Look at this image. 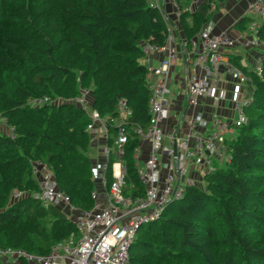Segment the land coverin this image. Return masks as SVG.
<instances>
[{"label": "trees", "instance_id": "obj_1", "mask_svg": "<svg viewBox=\"0 0 264 264\" xmlns=\"http://www.w3.org/2000/svg\"><path fill=\"white\" fill-rule=\"evenodd\" d=\"M224 1L203 0L193 14H182L185 39L194 38L209 23L210 7ZM247 21L235 29L242 32ZM165 36L164 22L146 0H0V116L13 131V138L0 133V250L43 257L75 233L61 209L38 202L36 164L51 173L73 208L93 206L88 119L70 103L30 107V99L65 101L88 90L108 141L119 129L126 134L125 197L143 196L133 162L135 129L149 122L142 46L161 45ZM256 38L263 47L260 78L230 58L252 87L247 123L227 144L230 163L205 174L202 188L185 187L179 201L141 228L128 264H264L258 238L264 230V25ZM120 100L130 117L116 127ZM14 192L21 196L13 199Z\"/></svg>", "mask_w": 264, "mask_h": 264}, {"label": "built area", "instance_id": "obj_2", "mask_svg": "<svg viewBox=\"0 0 264 264\" xmlns=\"http://www.w3.org/2000/svg\"><path fill=\"white\" fill-rule=\"evenodd\" d=\"M151 9L158 11L165 24L166 36L163 44L142 46L144 63L147 69L146 84L150 91L148 99L149 122L145 129L136 128L135 135L139 145H149L146 158L141 162L139 151H134L133 162L137 178L144 188L141 197H125V164L123 161L126 134L119 129L114 138L108 141V127L104 118L92 109L90 92L80 89L79 95L66 101L80 109L88 124L85 132L89 138L99 137L100 161L91 168L94 189L91 192L92 209L82 211L70 205L66 195L60 192L52 180L50 172L40 164L33 166L32 173L39 175L37 182V200L42 208L57 207L72 221L75 233L66 240L55 244L43 257L29 256L17 250H0L1 259H25L28 264H128V251L141 228L156 222L164 208L179 201L185 187L192 186L188 180L189 167L212 173L231 161L228 153V141L234 139L236 130L247 123L244 108L252 103L251 95L245 96L234 104V118L225 120L214 117L205 121L199 116L191 117L186 124L185 137L174 130H164L163 124L170 116L168 99L171 96L169 76L171 62L182 54L185 57L188 73L186 76V104L196 108L200 100L210 97L214 102L223 100L220 95L213 96L208 87V79L216 78L219 70L237 86L249 87L250 80L236 67L227 54L233 49L244 51L262 46L256 38L260 26L251 22L238 36L228 32L211 35L206 25L194 38L177 40L167 24L158 0H146ZM176 4L178 0H169ZM215 7L211 6L210 11ZM183 10L176 4V18ZM247 13L264 18V0H254L247 6ZM151 53L162 55L156 67H150L148 57ZM261 55L257 66L251 70L261 77ZM63 100L53 101L47 97L30 99L28 106L41 107L60 104ZM118 118L114 125L120 127L130 112L123 100L118 101ZM8 136L13 138L10 128ZM164 142L167 146H164ZM166 156L172 162L162 164L161 157ZM113 158L112 163L110 159ZM41 167V169H37ZM42 172V173H41ZM21 193L14 192L13 199ZM16 262V261H14ZM12 264H16V263Z\"/></svg>", "mask_w": 264, "mask_h": 264}, {"label": "crops", "instance_id": "obj_3", "mask_svg": "<svg viewBox=\"0 0 264 264\" xmlns=\"http://www.w3.org/2000/svg\"><path fill=\"white\" fill-rule=\"evenodd\" d=\"M187 1V7L182 9L183 13L193 14L199 4L203 0H183ZM215 1V0H213ZM254 0H225L223 3H216L215 10L211 13V19L207 24L211 35H218L222 32H228L232 36H238L243 33L249 23L255 22L260 27L264 25V18H259L255 15L247 13V6ZM161 11L165 15L167 24L171 27V30L177 40L185 39L182 26L180 24V18H176V4L179 6V2L176 4L169 0H158ZM247 19L245 29L240 32L235 29V25L241 20ZM185 23H190V19L184 20ZM263 49V47H262ZM262 51L249 50L244 51L241 49H233L227 52L230 58L237 59L242 67L248 70H253L257 66V60ZM162 55L158 53H151L148 57V64L150 67H156L161 60ZM143 63V62H142ZM144 64V63H143ZM188 73L185 57L182 54L171 62V70L169 76V87L171 90V96L168 99L170 116L168 120L163 124L164 130H174L179 136L185 137L186 124L191 117L199 116L205 121H210L214 117H219L225 120H232L234 118V104L236 101L241 100L245 96L252 94V87H240L237 86L230 78L225 76L221 70L218 71L216 78L208 79V87L211 89L213 96L220 95L223 100L214 102L212 98L207 97L200 100L198 106L194 109L188 108L186 104V76ZM100 145L101 141L99 137L90 139L88 158L91 164L98 163L100 161ZM164 146L167 143L164 142ZM149 145L147 143L138 145L139 158L142 162L148 152ZM161 163L166 164L172 162V159L166 156L161 157ZM219 167L223 166L218 164ZM204 172L200 169L189 167L188 180L192 186L197 183L203 184ZM203 187V185H202Z\"/></svg>", "mask_w": 264, "mask_h": 264}, {"label": "rangeland", "instance_id": "obj_4", "mask_svg": "<svg viewBox=\"0 0 264 264\" xmlns=\"http://www.w3.org/2000/svg\"><path fill=\"white\" fill-rule=\"evenodd\" d=\"M253 50H257V49H259V51H262L263 49H262V46H259V47H257V48H252ZM53 101H59L60 100V98H58V97H54L53 99H52ZM66 101H68V100H65V101H63V103H67ZM9 126L7 125V122L0 116V133L1 134H3V135H8L9 134ZM88 153H89V150H88ZM87 153V154H88ZM95 165V163L94 164H92V166H94ZM225 166V165H224ZM38 170L39 169H41V167H38L37 168ZM189 171V170H188ZM42 173V172H41ZM51 174V173H50ZM205 175V173L203 174V176ZM203 176H202V179H203ZM34 179L37 181L38 179H39V175L37 174V173H35V175H34ZM202 185L203 184H201V183H197L196 185H194L195 187H197V188H202ZM262 233V234H261ZM260 234V235H259ZM258 238H259V242L260 243H264V230H262L260 233H258ZM19 260L20 259H17V260H12L11 258L10 259H3V261L5 262V264H10V263H13L14 261H16V262H14V263H18L19 262ZM24 261H25V259H23ZM26 262V261H25ZM26 264H27V262H26Z\"/></svg>", "mask_w": 264, "mask_h": 264}]
</instances>
